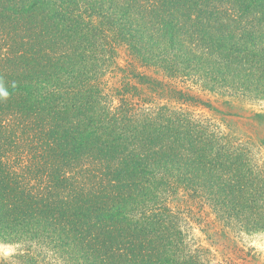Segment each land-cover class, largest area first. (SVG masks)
Segmentation results:
<instances>
[{
	"label": "trees",
	"instance_id": "1",
	"mask_svg": "<svg viewBox=\"0 0 264 264\" xmlns=\"http://www.w3.org/2000/svg\"><path fill=\"white\" fill-rule=\"evenodd\" d=\"M122 47L161 79L108 85ZM193 88L264 101V0H0L1 264H219L181 198L264 232L260 152Z\"/></svg>",
	"mask_w": 264,
	"mask_h": 264
},
{
	"label": "rangeland",
	"instance_id": "2",
	"mask_svg": "<svg viewBox=\"0 0 264 264\" xmlns=\"http://www.w3.org/2000/svg\"><path fill=\"white\" fill-rule=\"evenodd\" d=\"M117 52V69L113 68L112 73L106 77L108 85H116L122 77V72L118 69L124 70V75L130 79L136 75L161 79L160 76H155L152 70L142 67L138 60L129 55L126 48H119ZM192 94L199 99L200 104H191L190 110L220 124L222 129L233 137L254 144L260 152V159L264 161V101L253 104L221 98L203 93L197 88H193ZM204 103H208L211 108L205 107ZM257 114H261L263 118L256 117ZM186 201L187 199L181 198L179 203L174 205L192 210L193 233L199 244L216 256V263L264 264V232L232 231L216 220L207 205L201 207ZM15 254V246L0 243V264L2 260Z\"/></svg>",
	"mask_w": 264,
	"mask_h": 264
}]
</instances>
